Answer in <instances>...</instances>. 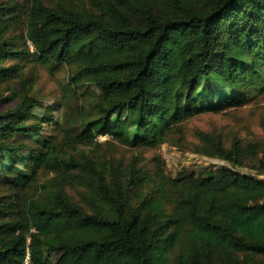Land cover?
I'll return each mask as SVG.
<instances>
[{"label":"trees","instance_id":"obj_1","mask_svg":"<svg viewBox=\"0 0 264 264\" xmlns=\"http://www.w3.org/2000/svg\"><path fill=\"white\" fill-rule=\"evenodd\" d=\"M27 2L23 23L33 48L7 33L22 13L0 7V88L18 79V102L0 109V162L31 150L30 173L14 166L0 173V264H45L44 250L60 253L58 264H264V179L234 168L246 152L241 139L226 147L200 131L201 150L232 166L180 174L173 192L137 195L133 186L144 181L137 170L123 181L109 176L94 148L71 152L70 142L43 138L48 117L33 112L34 83L21 64H6L32 59L54 73L66 63L71 85L87 78L97 86L96 114H82L81 130L68 134L75 146L100 134L157 145L189 116L264 92V0ZM211 81L241 89L207 104L201 86ZM133 126L144 134L131 136ZM40 168L55 174L28 196ZM74 182L86 188L89 206L67 191Z\"/></svg>","mask_w":264,"mask_h":264},{"label":"rangeland","instance_id":"obj_2","mask_svg":"<svg viewBox=\"0 0 264 264\" xmlns=\"http://www.w3.org/2000/svg\"><path fill=\"white\" fill-rule=\"evenodd\" d=\"M47 3H58L72 5L86 0H45ZM89 6V4H86ZM15 8L16 12L22 13L27 9V0H0V7ZM22 22L15 29L8 31V36L15 45L23 46L24 43L32 46L31 40L27 37L22 14ZM6 64H21L23 72H28L34 85L32 95L38 99L39 105L33 112L40 118L47 116L43 122L42 137L54 138L56 142H70L66 145L71 152L90 150L96 152L108 163L109 176L114 175L127 180L133 170L144 176L142 185L135 189V194L146 195L164 190H171L178 184L173 181L178 175L200 173L207 169H216L220 166L232 164L218 156L205 154L201 149L204 147L200 140L199 132H207L214 136H220L226 147H230L235 138L241 139L242 145L246 148L243 163L234 168L240 173H249L264 179V166L259 165V159L264 157V92H258L246 103L240 106L230 107L223 111H206L189 116L179 123L176 128L169 132L167 139L157 145L139 143L130 145L123 143L117 138L109 135H98L96 143L85 145L68 139V134L78 133L82 128V114L94 116L96 114L94 97L99 92L97 86L89 79H83L80 85L73 86L69 83L70 66L63 63L54 73L51 72L49 64H43L32 59L18 61L10 59ZM261 74H264V62L259 66ZM253 82L258 76L252 75ZM18 79L13 78L10 84H4L0 88V94L4 101L0 109L13 107L18 102L14 92L17 90ZM241 89L240 85H231L219 88L215 81L203 84L201 90L206 94V102H215L228 94H233ZM131 136L144 134L142 129L131 127ZM41 136H33L39 140ZM31 150L23 151L15 156H8L4 163L0 162V173H7L14 166L22 172L30 173L28 166ZM55 173L40 168L38 179L26 192V195L33 196L38 190L41 182L48 181ZM67 191L73 198L89 206L85 197L86 188L77 182L68 184ZM175 189V188H174ZM173 189V190H174ZM172 190V192H173ZM4 187L0 184V194ZM165 204L171 209L172 202L164 199ZM182 248L179 243L173 250L176 255ZM60 253L44 250L43 260L45 264H58Z\"/></svg>","mask_w":264,"mask_h":264},{"label":"built area","instance_id":"obj_3","mask_svg":"<svg viewBox=\"0 0 264 264\" xmlns=\"http://www.w3.org/2000/svg\"><path fill=\"white\" fill-rule=\"evenodd\" d=\"M27 263H29V256L27 257Z\"/></svg>","mask_w":264,"mask_h":264}]
</instances>
